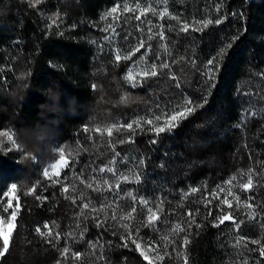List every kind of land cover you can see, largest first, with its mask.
<instances>
[{
  "label": "trees",
  "instance_id": "trees-1",
  "mask_svg": "<svg viewBox=\"0 0 264 264\" xmlns=\"http://www.w3.org/2000/svg\"><path fill=\"white\" fill-rule=\"evenodd\" d=\"M164 1L154 15L145 0H0V132L12 136L0 191L16 184L18 205L0 264H264V0ZM229 40L209 80L206 62ZM132 62L135 87L122 75ZM189 99L194 110L170 121ZM61 156L83 192L42 174ZM108 168L131 180L115 187ZM132 196L148 203L132 212ZM229 213L239 229L215 226Z\"/></svg>",
  "mask_w": 264,
  "mask_h": 264
},
{
  "label": "snow or ice",
  "instance_id": "snow-or-ice-1",
  "mask_svg": "<svg viewBox=\"0 0 264 264\" xmlns=\"http://www.w3.org/2000/svg\"><path fill=\"white\" fill-rule=\"evenodd\" d=\"M124 10H125V11H129V10H131V9H129L127 6H125ZM116 12H117V7H113V8L111 9V13H116ZM53 22H55V21H53ZM202 23L204 24L205 27H207V25L212 24L213 21H212V20H205V21H203ZM214 23L218 25V24L222 23V20L219 19V18H217V19L214 21ZM181 30H182V31H187V30H188V24L185 23V24L183 25V27H182ZM158 35L160 36V38H161L162 40L165 38L164 35H163V33H159ZM149 39H151V37H150ZM140 47H143V43H141ZM150 47H151V46L149 45V48H150ZM232 47H233V43H232V41H230V40H229V41H226L225 44H222V45H221L220 49L217 51V53L215 54V56H213L212 58H210V59L207 60V62H206L207 67H206V71H205L204 74H205V76H206L209 80H211V79L214 78V73H215V71L217 70V67H218V65H219V63H220V59H222L223 57H225V56L228 54V50L231 49ZM136 50L139 51V47H138ZM115 58H116L117 61H119L121 57H120L119 54H117ZM125 58L127 59L128 57H125ZM191 63H195V60H192ZM162 66L165 67V68H168V67H169V65H168L167 63H164ZM153 67H155V65H153ZM145 75H149V73H145ZM150 75H151V76H156L157 73H156L155 71H152V72L150 73ZM172 78L175 79V76H173ZM134 86H136V85H134ZM177 86H179V85L177 84ZM211 86H212V85L209 84V87H211ZM185 103H186V105H188L189 107H185L182 111L178 112L177 114H173V115H171V116L169 117L170 121H176V120H177V116L184 117L186 113H191V112L194 110L193 107H190V106L193 105V103H194L191 99L186 100ZM199 106H201V105H196V107H199ZM164 114L167 115L166 112H165ZM155 119H156V120H159V119H160V115H156V116H155ZM147 122H148L149 124H151V123H152V120L149 119ZM175 126H176V125L173 124V123H169V124L166 125V127L168 128V130L173 129ZM114 127H115V126H114ZM126 127H127L128 129H132V128H133V124H132V123H129V124L126 125ZM165 130H166L165 127H156V128H155V132H156L157 135H159V134H161V133H164ZM108 133H109V135H111V128L108 129ZM0 135L7 136L9 140H12V136L8 135V133H6V132H5V133H0ZM152 143H156V141L153 140ZM60 151H61V153H62V152H63V149H61ZM116 155L118 156L119 153H116ZM138 163L143 164V163H145V161L141 160V161H139ZM66 164H67V162L63 159V156H61L60 163L52 164V165H50V168L53 170V174H55L56 176H59L60 173H59V171H56V170L59 169V168H61L62 165H66ZM105 170H106V169L103 168V167L99 168V172H101V173H103ZM107 171L112 172L113 175H116V172H115L114 169H112V168H108ZM44 175H45L46 177L51 178L50 175H49V170H48V169L44 170ZM124 178L127 179V177H124ZM93 179L95 180L96 178L94 177ZM137 179H139V177H137ZM233 179H235V177H233ZM53 182L56 183L57 181H53ZM81 182H84V181H81ZM104 182L107 183L106 180H105ZM228 183H231V181H228ZM251 184H252V177H251V175H250L249 178H248V180H247V182H246L245 184H243L242 186H243L244 188H248ZM91 186H92L91 183H89V184H88V187H91ZM16 187H17L16 184H12V185H11V192H15V191H16ZM110 187H111V185H109V188H110ZM117 188H119V185H117ZM64 191L67 192V191H68V188L65 187V188H64ZM192 191L195 192L196 189H193ZM229 194H231L230 191H229ZM3 195H4V196H7V195H8V192L6 191L5 193H3ZM129 195L131 196V193H129ZM39 198H40V197H37V199H39ZM131 199H132V201H133V207H132V209H131L132 212H135V210H136V208H135V204H136L137 201H139L140 203H143V204H147V203H148V201H147L143 196H139V197H137V196H132ZM73 202H75V201H73ZM223 203H224V204H228L229 207L231 206V205L229 204V201H228L227 199H225V200L223 201ZM83 207H84V208H92L93 211L96 210V209H95V206L92 204L91 201H88V202L84 203ZM16 208H18V205L14 208L12 202L9 200V201L7 202V206L3 208V212H4V213H9L10 210H11V212H10V216H9V219H10V220H15V217H16ZM149 211L151 212V209H149ZM188 214H189V215H192L191 212H189ZM113 218H115V216H114ZM230 219L232 220V223H234V224L236 225V228H237V229H239V228H240V224L243 223V221H240V223H236L235 219L232 218V217H231V214L229 213V214H225V215H223V216L217 217L218 223H217L215 226L219 227L220 225L224 224L225 221L230 220ZM3 223H5V220H4L3 217H0V224H3ZM100 226H101V223L98 222V223H97V227H100ZM149 226H151V225H149ZM189 226H190V223H189ZM13 227H14V225L9 224V229H10V230H9L8 232H6V233H3L2 250H0V257L4 256V255L8 252V250H9V246H10V237H11V234H12V233H11V229H12ZM44 227H45V228H48V224H45ZM177 228H178V230L181 231V232H182V231H185L184 228H179V226H177ZM36 231H37L38 233H41V235H43V233L41 232V229H40L39 227H37ZM49 235H51V231H49ZM81 235H82V234H81ZM245 239H246V238L243 237V236L238 237L237 240H236L237 245L242 244L243 241H244ZM170 242H171V243H175L174 240H173V241H170ZM184 242L187 243V237L184 238ZM250 242H251L252 244H259V243H260V241H259V240H256V239H252ZM133 243H136V241L133 240ZM137 248H139V244H137ZM64 252L67 253V252H68V249L65 248V249H64ZM260 252H261V255H264V247H261V248H260ZM74 255H75V256H79L80 253L77 252V253H74Z\"/></svg>",
  "mask_w": 264,
  "mask_h": 264
},
{
  "label": "rangeland",
  "instance_id": "rangeland-1",
  "mask_svg": "<svg viewBox=\"0 0 264 264\" xmlns=\"http://www.w3.org/2000/svg\"><path fill=\"white\" fill-rule=\"evenodd\" d=\"M31 1H36L35 3H37V1H41V0H31ZM141 6L142 10H147L150 13L154 14V15H164L167 12V7L165 5V1L164 0H145V2ZM105 39L107 41H109V43L112 46V49L115 53V55L119 54V49L115 44V33L113 31L107 32V35L105 37ZM143 73L142 68L139 66L138 63L136 62H132L130 63V65H128L125 70L123 71V78L125 80V82L127 83V85L135 87L134 85L137 84L138 80H139V76ZM1 133V132H0ZM5 139H8L7 136L4 135H0V142L4 141ZM60 159L59 158L57 161L55 162H51L49 163L47 166H45L44 168L41 169L42 174L44 175V170L48 169L49 170V175L51 178H63L64 183H65V187H67L68 189H71L72 192L73 191H80L83 192V188L84 185L80 182V179H76V177L74 175H65L63 176V172L68 168L69 165V160L66 157H63V159L67 162L66 165H62L61 168L57 169L56 171H59L60 175L56 176L55 174H53V170L50 168V165L52 164H56V163H60ZM126 175V174H125ZM45 176V175H44ZM46 177V176H45ZM125 176H121V175H116L115 179L117 180L115 187H117L118 184V180H124V181H130L131 178L130 176H126L127 179L124 178ZM48 178V177H47ZM115 179H112V182H109L108 185H111ZM11 183H8L7 187L0 191V217L6 218L7 215L10 216V212L9 213H4L3 212V208L7 206V202L10 200L13 204V200H14V195L13 192H11ZM8 192L7 196H4L3 193ZM117 195V192H113L111 193V196L114 198V196ZM9 220V223L5 226L0 224V239H3V233L8 232L9 229V224L14 225V220ZM14 230V227L11 229V232ZM240 250V249H239ZM86 263H90L91 260H87L85 261Z\"/></svg>",
  "mask_w": 264,
  "mask_h": 264
}]
</instances>
